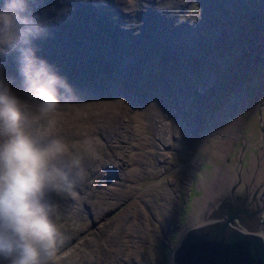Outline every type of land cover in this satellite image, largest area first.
I'll return each mask as SVG.
<instances>
[{
  "label": "rangeland",
  "instance_id": "1",
  "mask_svg": "<svg viewBox=\"0 0 264 264\" xmlns=\"http://www.w3.org/2000/svg\"><path fill=\"white\" fill-rule=\"evenodd\" d=\"M184 1L172 0L173 6ZM187 1L178 20L187 17L192 6L206 4V0ZM207 1L210 5L190 18L193 27L181 33L179 43L167 39L164 57L147 54L145 43L136 50L140 62L134 68L146 71L142 77L147 79L127 100L121 97V88L109 91L103 87L111 82L121 84L123 76L106 64L112 60L111 45L108 52H94L76 44L73 47L80 50L76 53L81 55L83 49L85 57L79 61L65 57L66 49L60 46L58 55L47 49L36 53L63 77L71 74L96 82L83 92L74 91L75 100L59 126L73 142L80 139L82 125L91 124L100 132L95 138L97 158L91 156L89 168L93 180L87 181L88 193L82 199L83 214L77 215L81 205L68 204L60 215L69 264H171L180 233L202 208L208 209L200 196L204 183L213 182L218 191L221 183L235 191L245 186L251 191L255 183H247V174H252L258 161L257 178L264 176V118L262 123L259 120L264 112V0ZM112 16L116 25L103 21L101 31L88 32L100 46L105 39L117 40L113 33L124 27L123 19ZM222 19L232 23L228 30L232 52L221 50L227 45ZM187 40L191 42L185 47ZM17 55L8 51L14 63ZM61 63L66 67H60ZM94 63L99 65L96 76ZM0 76L23 96L20 75L11 79L1 71ZM89 134L96 135L95 131ZM102 162L106 172L100 185L96 176ZM236 164L238 170L234 168L235 175H231L229 169ZM89 165L85 161L87 172ZM227 175L231 181H224ZM86 214L92 218L88 223ZM103 221L115 224L93 228ZM74 247L84 248L79 257L83 263H70Z\"/></svg>",
  "mask_w": 264,
  "mask_h": 264
},
{
  "label": "clouds",
  "instance_id": "2",
  "mask_svg": "<svg viewBox=\"0 0 264 264\" xmlns=\"http://www.w3.org/2000/svg\"><path fill=\"white\" fill-rule=\"evenodd\" d=\"M134 5V0H127ZM129 12V9H123ZM67 11V10H66ZM123 27V26H122ZM139 26L134 35H139ZM49 35L30 0L0 6V53L15 51L22 94L0 76V261L60 264L63 234L53 221L55 192L74 198L95 152L87 133L70 141L59 130L75 93L67 79L36 55L33 41Z\"/></svg>",
  "mask_w": 264,
  "mask_h": 264
},
{
  "label": "bare ground",
  "instance_id": "3",
  "mask_svg": "<svg viewBox=\"0 0 264 264\" xmlns=\"http://www.w3.org/2000/svg\"><path fill=\"white\" fill-rule=\"evenodd\" d=\"M3 3L4 0L0 1V6H2ZM173 3L175 2H172V0H136V3L134 0V5L128 4L127 0H30V7L33 9L34 14L39 18V20L47 24V30L49 33L47 37L39 38L33 41V45L37 50L36 53L47 49V53L48 51H54L55 55H58L59 51L57 49L60 46L61 48L66 49V52L64 53L65 57L75 58L76 61L85 58L83 52V49H85L84 47L94 49V52H108L109 48L107 46L111 45L112 54L110 59L112 60L106 64L110 67H114L116 71L123 73V76L120 78L121 84L119 81L117 84L115 82H111L107 83L103 87H109V91H112L116 88H121V97H124L127 100L129 96L137 94L138 90H140L139 87L141 82L147 79V77H142V74L146 73V71H144L143 69L137 70L134 68V63L140 62V59L136 57V50L141 48L145 43L147 54H153L157 58L164 57V48L165 44L167 43V39L169 37L172 38L169 43H179L181 33L187 28L193 27L190 22V18H192L200 8H202L203 12L204 7L210 5L206 0V4L200 8L192 6L187 17L178 20L180 11H182L183 8L185 11L186 6H188L189 3L187 0L184 1L183 5H180V3L176 2V7L173 6ZM219 6L223 8V5L219 4ZM125 8L134 10L125 12L123 10ZM112 14L125 21L124 27L122 29H117L113 33L114 37L118 36L117 40L112 41L111 38L105 39L100 42V44L102 45L100 46L94 40L88 37V32L94 29L101 31V29L105 28L103 21H109L113 25H116V18H114ZM209 19L210 18L207 17V21ZM221 25L224 27L222 38L224 41H227V45H223L221 47V50L225 49L232 52L230 37L228 34L229 26H231L232 23L230 21H227L226 19H222ZM137 26H139L140 34L134 35V33L137 31ZM68 34L73 36H70ZM190 42L191 41L187 40L185 47L189 45ZM212 42L209 43L210 46ZM62 43L65 44L63 45ZM79 43H82L83 48L81 55H78L76 53L80 50L73 47L74 45ZM202 44H204L203 38ZM205 49L209 52L207 48ZM94 64H97L94 66V74L96 76L98 74L97 69L99 68V65L98 63ZM58 65L65 68L67 64L61 63ZM15 67L18 68V63L17 61L14 63L8 58V52L6 54L0 53V73L1 71L5 72L8 78L16 79V77L20 74L19 71L15 69ZM64 77L72 86L73 90L77 92H83L87 85L94 86L96 84L94 79L93 81H91L71 74ZM95 87L97 88L98 86ZM13 90L19 91L17 87H14ZM20 92L22 94V89ZM125 102L126 101H123V103ZM232 106L234 105L232 104ZM263 118L264 112H262L259 116V120L261 121V123L263 121ZM260 130L261 127L259 125V131ZM91 131H95L96 135L90 136L89 133ZM82 133H87V135L93 141L95 152L92 156L94 158H97V141L95 138L99 137L100 132L93 130L91 124H89V126L82 125V132L78 141L84 138ZM261 137L263 138L264 142L263 133ZM86 161L90 162L88 172L85 176V179L81 183H78L76 185L75 191L77 192V195L74 198H71L67 195L57 194L55 192H51V195L49 197L48 193H46L45 199L57 205L53 221L59 228L61 227V225L59 224L60 215L64 205L67 206L68 204H79L81 205V208H79L77 215L79 216L80 213L83 214L82 199L86 198L88 193L86 183L87 181L93 180V173L89 170V168L93 164L91 157ZM238 162L241 167V160L238 159ZM260 164L261 163L258 161L256 169L252 170V174H247V176L249 177L247 183H255L254 189L251 191L247 186H245V190L243 191H235L233 190V186H230V188H228L226 183L223 185L222 190L218 191V187L215 188L213 182L208 181V183H204L202 185L200 196L203 202H207V207L210 208V211L216 216H221L223 214H226L227 212L235 210L238 206H247L249 207V209L253 210L255 209L256 205H258L259 207H263L264 209V176H259L257 178V173L259 174L260 172ZM105 165L106 164L103 162L100 164L98 170L99 172L96 176L97 182H99L100 185L102 184V175L106 172ZM234 168L238 170L237 164L233 166V169H229L231 175H235L236 170ZM231 172H234V174H232ZM253 173L254 176H252ZM228 179L231 181L229 175H227V178L224 179V181H227ZM240 179H242V177H240ZM199 203L201 204V200L199 201ZM195 217L196 215L193 217L191 224L193 223ZM257 217L264 226V220L262 219L264 218L263 211L257 213ZM85 219L88 223L89 220L92 219L91 215L86 214ZM111 222L103 221L101 223L93 225V228H98V226L102 225V228L104 229L105 225L110 227L112 226V224H115V222H112V224ZM190 225L185 227L180 235H182ZM181 228L182 225L181 227L177 228V231ZM63 238L64 243L67 239L65 233H63ZM95 240H97V238ZM83 249V247L75 248L73 253L74 261L72 259V255H70V263H74L76 260H80L82 263L84 262L83 259L79 258L83 256ZM65 252L66 249L62 245V247L60 248V252L58 253L61 258L60 264H69V262L65 260ZM166 259L168 260L169 258ZM0 264H3V261H0Z\"/></svg>",
  "mask_w": 264,
  "mask_h": 264
},
{
  "label": "water",
  "instance_id": "4",
  "mask_svg": "<svg viewBox=\"0 0 264 264\" xmlns=\"http://www.w3.org/2000/svg\"><path fill=\"white\" fill-rule=\"evenodd\" d=\"M261 211L238 206L216 216L202 208L172 249L171 264H264Z\"/></svg>",
  "mask_w": 264,
  "mask_h": 264
},
{
  "label": "flooded vegetation",
  "instance_id": "5",
  "mask_svg": "<svg viewBox=\"0 0 264 264\" xmlns=\"http://www.w3.org/2000/svg\"><path fill=\"white\" fill-rule=\"evenodd\" d=\"M66 238H67V236H66ZM70 243H71V242H69L68 245H69ZM75 248H76V247H74V248L71 250V254H70V255H73Z\"/></svg>",
  "mask_w": 264,
  "mask_h": 264
},
{
  "label": "trees",
  "instance_id": "6",
  "mask_svg": "<svg viewBox=\"0 0 264 264\" xmlns=\"http://www.w3.org/2000/svg\"><path fill=\"white\" fill-rule=\"evenodd\" d=\"M163 259H165V255L163 256Z\"/></svg>",
  "mask_w": 264,
  "mask_h": 264
}]
</instances>
